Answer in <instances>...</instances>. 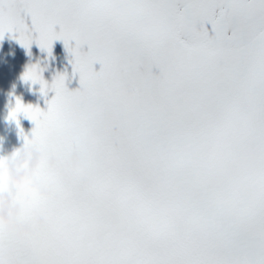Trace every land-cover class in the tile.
Listing matches in <instances>:
<instances>
[{"label": "snow or ice", "instance_id": "6c2138e0", "mask_svg": "<svg viewBox=\"0 0 264 264\" xmlns=\"http://www.w3.org/2000/svg\"><path fill=\"white\" fill-rule=\"evenodd\" d=\"M5 33L72 55L21 76L46 109L9 102L49 191L21 186L7 264H264V0H0Z\"/></svg>", "mask_w": 264, "mask_h": 264}, {"label": "clouds", "instance_id": "9594fccd", "mask_svg": "<svg viewBox=\"0 0 264 264\" xmlns=\"http://www.w3.org/2000/svg\"><path fill=\"white\" fill-rule=\"evenodd\" d=\"M5 159L3 165L0 166V171L7 170L10 178V187L8 190L0 192V222L8 230L15 229L17 235H22L31 231V224L29 222H22L16 218L19 211V205L13 203V193L17 191V185L26 177L31 176L33 167L39 158V151L31 145H21L18 152L13 155L11 152H5ZM80 153L77 149L72 151L69 163L76 165L79 161ZM55 157H53V160ZM27 163L28 167H21ZM42 192H48L49 189H41ZM43 222V217L39 218ZM11 249L0 253V260L7 264L11 256Z\"/></svg>", "mask_w": 264, "mask_h": 264}]
</instances>
